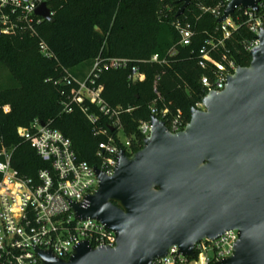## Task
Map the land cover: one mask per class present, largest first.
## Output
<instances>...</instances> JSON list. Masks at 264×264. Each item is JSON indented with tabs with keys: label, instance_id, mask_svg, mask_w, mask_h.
<instances>
[{
	"label": "water",
	"instance_id": "obj_1",
	"mask_svg": "<svg viewBox=\"0 0 264 264\" xmlns=\"http://www.w3.org/2000/svg\"><path fill=\"white\" fill-rule=\"evenodd\" d=\"M192 0H177V16ZM254 0H230L216 24ZM35 15L51 22L42 3ZM248 67L209 93L204 111L191 109L182 132L150 119L140 151H121L112 176L95 170L97 187L80 204L78 220H95L114 233V248L78 245L68 260L35 250L41 264H152L176 247L188 260L203 240L237 231L232 255L215 264H264V34ZM43 126V123H41Z\"/></svg>",
	"mask_w": 264,
	"mask_h": 264
},
{
	"label": "trees",
	"instance_id": "obj_2",
	"mask_svg": "<svg viewBox=\"0 0 264 264\" xmlns=\"http://www.w3.org/2000/svg\"><path fill=\"white\" fill-rule=\"evenodd\" d=\"M220 0H192L181 16L175 1L160 0H47L52 21L41 22L36 38L0 37V138L4 146L15 148L12 167L21 176L33 178L46 165L34 150L16 134L37 120L68 139L77 159L98 167L96 150L104 140L94 136L93 126L77 108L63 111L67 88L59 82L65 72L83 79L95 59L116 58L132 61L143 75L132 84L129 70L108 71L100 75L102 99L111 107H121L120 121L130 140V154L142 148L138 131L141 121L150 120V107L164 106L170 114L179 112L186 124L191 109L204 96L200 78L206 75L198 66L200 50L210 40L219 39L215 18L203 8H214ZM187 23L193 32L189 46H180L176 23ZM244 28L225 42L226 53L238 67H248L249 55L242 42L251 40ZM43 43L51 59L38 51ZM217 57V52H211ZM157 57V63L150 62ZM164 62V63H162ZM154 88L161 101L153 92ZM89 113L98 116L97 126L109 131V121L87 103Z\"/></svg>",
	"mask_w": 264,
	"mask_h": 264
},
{
	"label": "built area",
	"instance_id": "obj_3",
	"mask_svg": "<svg viewBox=\"0 0 264 264\" xmlns=\"http://www.w3.org/2000/svg\"><path fill=\"white\" fill-rule=\"evenodd\" d=\"M254 1L257 3L256 10L236 9L224 22L217 24L215 33L219 39L206 42L200 50L198 66L206 72L200 78L204 92L202 99L209 93L222 92L227 77L238 68L226 53L219 52V48H225V42L233 33L244 28L252 37L242 42V48L248 55L259 46L257 37L264 34V0ZM46 2L0 0V37L36 38L35 30L43 21L35 15V11ZM229 2L220 0L214 8H203L202 11L210 13L217 20L222 17ZM175 28L179 34L178 44L189 46L193 36L190 25L176 23ZM38 51L45 59L52 58L43 43L38 44ZM213 51L218 53L217 57L211 55ZM150 62L157 63V57H152ZM131 63L127 59L98 57L85 78L78 79L65 72L63 78L54 83L61 84L68 91L62 103L63 111L70 113L73 107H77L93 126L94 136L104 138L96 150L97 168L79 161L70 141L60 132L48 125L41 126L35 120L16 131L17 137L28 144L46 165L35 177L27 178L12 167L15 148L4 146L0 138V264H41L35 250L49 252L54 258L66 261L81 243H87L92 249L114 248V233L95 220H78L70 204L84 202L85 197L96 189L98 181L95 170L110 177L117 165L118 154L123 151L128 156L131 152L130 140L124 134L120 121L121 115L129 113L131 109L111 108L101 97V87L96 86L102 73L127 69L132 84L143 82V75ZM153 92L161 101L155 88ZM85 103L94 106L98 114L110 122L109 131L97 126L98 116L90 114ZM194 109L204 111L201 101ZM150 117L163 122L170 134L182 132L187 126L179 112L170 114L165 106L158 110L155 102L150 107ZM150 129V120L141 121L138 125L143 139L150 135ZM119 132L127 138L124 143L118 138ZM237 240V231H227L215 240H203L196 244L193 260H188L178 253L176 247H172L163 259L152 264H188L191 261L215 264L232 255Z\"/></svg>",
	"mask_w": 264,
	"mask_h": 264
},
{
	"label": "rangeland",
	"instance_id": "obj_4",
	"mask_svg": "<svg viewBox=\"0 0 264 264\" xmlns=\"http://www.w3.org/2000/svg\"><path fill=\"white\" fill-rule=\"evenodd\" d=\"M1 78H3V77L0 76V80H2ZM118 138H119V140H120L122 143H124V142L127 140L126 136H125L122 132H119ZM188 264H196V263L193 262V261H191V262H189Z\"/></svg>",
	"mask_w": 264,
	"mask_h": 264
}]
</instances>
